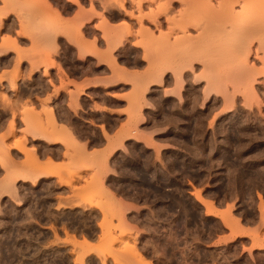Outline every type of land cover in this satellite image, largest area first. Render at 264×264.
Returning <instances> with one entry per match:
<instances>
[{"label":"rangeland","instance_id":"1","mask_svg":"<svg viewBox=\"0 0 264 264\" xmlns=\"http://www.w3.org/2000/svg\"><path fill=\"white\" fill-rule=\"evenodd\" d=\"M165 3L0 0L11 264H264V0ZM117 107L114 132L99 110Z\"/></svg>","mask_w":264,"mask_h":264},{"label":"bare ground","instance_id":"2","mask_svg":"<svg viewBox=\"0 0 264 264\" xmlns=\"http://www.w3.org/2000/svg\"><path fill=\"white\" fill-rule=\"evenodd\" d=\"M141 1V0H140ZM170 3L171 2V0H166V3H167V5H166V3L164 4V6L166 5V6H168V2ZM184 1V0H183ZM165 2V1H164ZM181 2V1H180ZM227 4H229V3H227ZM77 5V4H76ZM79 5V4H78ZM225 5V4H224ZM165 6V7H166ZM162 8H164L163 6H162ZM124 9V8H123ZM187 9V8H186ZM189 9V8H188ZM163 10V9H162ZM156 11V10H155ZM172 10H170V12H171ZM154 12V11H153ZM188 12V11H187ZM124 14V13H123ZM179 14V13H178ZM143 15V14H142ZM146 16V15H145ZM30 17V16H29ZM102 17V16H101ZM150 17V19H153V22H156L155 24L156 25H158L157 23V21L158 20H156V17L155 16H149ZM152 17V18H151ZM89 18V17H88ZM138 18V17H137ZM83 19H85V18H83ZM142 19V18H141ZM144 19V18H143ZM182 19V18H181ZM156 20V21H155ZM171 19H168L167 20V22H169L170 24H171ZM161 22V21H160ZM163 25H164V23H163ZM161 27V26H160ZM183 28V27H182ZM51 30V29H50ZM53 33V32H52ZM167 37H168V35H166ZM166 36H164V38H167ZM47 37V36H46ZM181 40V39H180ZM185 40H186V38H185ZM187 41V40H186ZM165 42V43H164ZM162 44H164L166 47H164V48H167L169 45L168 44H171V43H169V39L167 38V41H164ZM13 43V42H12ZM167 43V44H166ZM163 45V46H164ZM175 45H177V43H175L174 44V46L173 47H176ZM163 46H162V48H163ZM171 47V46H170ZM172 47V48H173ZM172 48H170V49H172ZM174 49V48H173ZM172 49V50H173ZM171 50V51H172ZM170 51V52H171ZM174 51V50H173ZM164 53V52H163ZM170 54V53H169ZM168 55V54H167ZM164 56H166V54L164 55ZM168 58V57H167ZM165 61H166V59H165ZM164 61V62H165ZM167 63V62H166ZM174 77V76H173ZM179 79V78H178ZM173 81H174V79H173ZM165 82V81H164ZM162 84V83H161ZM167 84V83H166ZM14 89V88H13ZM50 115H49V119L48 120H50V123L52 124V126L54 125H56V123L58 122L57 121V118H55L54 117V115H53V113H52V111L49 113ZM53 115V116H52ZM64 116V115H63ZM67 117V116H66ZM66 119H68V118H66ZM68 121V120H67ZM59 125V124H58ZM72 127V126H71ZM64 128V127H63ZM61 129V130H63L64 131V129ZM70 128V127H69ZM73 129V128H72ZM55 130V129H54ZM67 130V129H66ZM65 130V131H66ZM71 130V129H70ZM59 131V130H58ZM63 135V134H62ZM51 136V135H50ZM68 140V139H67ZM58 141V140H57ZM47 143H49V141L47 142ZM75 145H76V147L78 148H75V150L77 149L78 150V152H80L79 150H83L84 152H85V150H84V148H83V146L84 145H82V148H81V144L80 143H78L77 141H75ZM74 145V146H75ZM1 148H3V147H1ZM20 148V147H19ZM86 149V148H85ZM81 150V152H83ZM19 151L21 152V153H25V154H27V156L28 157H30L29 159L31 160V161H33V166H35V167H37V158H35L36 156H35V153L34 152H30V150H29V153H27L25 150H23V148L22 149H19ZM9 152V150H7V149H3L2 151H1V154L0 155H2V160H4V161H2V163L4 162V164L7 162V164H6V166L8 167V165L10 166L11 164L14 166V168L15 169H18L19 168V170H20V167L18 166V165H15V161L14 160H12L11 161V158H10V154L8 153ZM41 152V151H40ZM77 152V151H76ZM84 152H83V154H84ZM47 153V152H46ZM77 154V153H76ZM79 155H83V154H81V153H78ZM87 154V153H86ZM86 156V155H85ZM94 156V155H93ZM27 157V158H28ZM85 159V158H84ZM83 159V160H84ZM1 163V164H2ZM9 163V164H8ZM3 165V164H2ZM3 166H5V165H3ZM29 168V167H28ZM3 169H5V167L3 168ZM25 169V168H24ZM32 169V168H31ZM23 170V169H22ZM5 171V170H4ZM25 171V170H24ZM35 172H36V170H34ZM3 172V171H2ZM1 172V173H2ZM31 172V171H30ZM35 172H33L34 174H35ZM74 172V171H73ZM5 173H6V171H5ZM18 174V173H17ZM29 174V173H28ZM26 175L27 176V178L26 177H24L23 175H20V173L18 174V176L17 175H15L14 173L12 174L11 173V175L12 176H10V177H13V178H20V180L19 181H24L25 179H27V180H25V181H28L29 183H31V185L32 186H34L35 184H36V182H37V179L36 178H38V177H36V175H35V177H30L31 175L33 176V174H32V172H31V175L29 176V175ZM45 175H43V174H41V175H43V176H46L47 174L46 173H44ZM1 175V174H0ZM8 178H9V176L8 175H6ZM28 176L30 177V178H28ZM8 178H4L2 181H0V183L1 184H3V185H6L5 187H1V189H0V191H4L3 193H7L8 195H10L11 197H13V198H15V189H14V186L12 185L13 183H14V181L10 178V179H8ZM18 180V179H17ZM19 184V183H18ZM4 189V190H3ZM0 194H2L1 192H0ZM22 198H24V199H28V198H25V197H23L22 196ZM30 200V199H29ZM196 200L199 202V203H201L202 205H205V206H209V204L207 203V202H205L199 195H197V197H196ZM26 201V200H25ZM30 202V201H29ZM6 203V202H5ZM54 204V203H53ZM28 206V205H27ZM27 206H25V207H27ZM2 207V212L1 213H3L2 214V216L3 215H5V211H7V209L5 210V205H2L1 206ZM30 207V206H29ZM47 208V207H46ZM26 209V208H25ZM209 209H211L210 207H209ZM14 210V209H13ZM48 210V209H47ZM52 210V209H51ZM31 211V210H30ZM16 213V212H15ZM45 213V212H44ZM51 214V213H50ZM7 216H4V217H8L9 218V214H6ZM18 215V214H17ZM19 216H20V213H19ZM23 216V215H22ZM18 217V216H17ZM26 217V216H25ZM34 218H36V217H34ZM23 218L21 217V220H22ZM1 220H2V218H1ZM0 220V221H1ZM24 220V219H23ZM22 220V221H23ZM30 220V219H29ZM5 220L3 219V222H0V230L4 233V231H5V233H6V231H7V234H8V232L9 231H11V233L13 232V227H14V229H16V226H18L17 224H22V222L21 223H18L17 222V224H15L16 222H14L13 224H9V222H7V220L4 222ZM19 221V220H18ZM15 225V226H14ZM25 225V224H24ZM19 227H21V226H19ZM19 230H21V229H19ZM23 230V229H22ZM30 230V229H29ZM16 231V230H15ZM18 231V230H17ZM16 231V232H17ZM23 231H25V229L23 230ZM28 231V230H27ZM32 231V230H31ZM21 232V231H20ZM2 233V234H3ZM18 233V232H17ZM1 234V235H2ZM4 235V234H3ZM3 235H2V237H3ZM6 235H4V237H5ZM2 239V238H1ZM90 247V244L89 243H87V242H84V246H83V248H85V250L87 249V248H89ZM126 248V250L130 253V254H132V255H134V256H139V254H138V252H137V250H136V248L135 247H125ZM92 248L90 247L88 250H91ZM0 250H2L1 248H0ZM125 251V250H124ZM7 253V252H6ZM58 253V252H57ZM127 253V252H126ZM9 254V253H8ZM85 254V253H84ZM100 255H102V254H100ZM11 256V254L10 255H7V254H5L4 253V251L2 250V251H0V264H11L10 263V261L8 262V260H10L11 258H12V260L11 261H13V258L14 257H10ZM20 256V255H19ZM79 261V260H78ZM77 261V262H78ZM76 262V263H77ZM64 263V262H63ZM144 264L146 263V264H151L150 262H143ZM29 264H33L32 262L31 263H29ZM38 264V263H37ZM50 264H52V263H50ZM64 264H66V263H64ZM81 264V263H80Z\"/></svg>","mask_w":264,"mask_h":264},{"label":"crops","instance_id":"3","mask_svg":"<svg viewBox=\"0 0 264 264\" xmlns=\"http://www.w3.org/2000/svg\"><path fill=\"white\" fill-rule=\"evenodd\" d=\"M35 81H38V80H35ZM41 82H43V83H48L49 82V79H43V80H41ZM23 86V85H22ZM32 87H36V88H40V87H37L36 85H32ZM46 87V86H45ZM107 87V86H106ZM95 88L97 89V85L95 86ZM42 89V88H41ZM36 93H42L41 91H38V92H36ZM26 95H23L22 97H21V101L20 100H18V102L17 103H23V102H25V100L24 99H26V97H25ZM62 96L63 95H61V97H60V99H62ZM85 97H81V101H83L82 103H88V100L86 99V97L88 96V94L86 93L85 95H84ZM23 101V102H22ZM57 103H59L60 105L61 104H63V102H57ZM102 104H104V105H106L105 103H101V105ZM124 107V106H123ZM123 107H117V108H115V109H109V111H103V110H99V113H100V115H101V117H103V118H109V120L110 119H112L113 117V119L115 120V127L113 128V131L114 132H116L117 131V129H118V127H119V125L121 124V122H118V121H120V118H118L120 115H122V109H123ZM62 108V106H60V109ZM108 108V107H107ZM50 111V110H49ZM52 111V110H51ZM52 113H53V111H52ZM60 113L61 114H58V113H53V115H54V117L55 118H57V123H56V126L58 127V126H63V127H65L66 129L67 128H69L72 124H69V126L67 125L68 124V122L71 120V118H70V116H68V114L66 113V112H63V111H60ZM64 115V116H63ZM67 116V117H66ZM66 118H68V119H66ZM8 117H6V115H3L1 118H0V131H3V129H4V123H6V121H8ZM68 120V121H67ZM60 121L62 122V124L60 123ZM117 122V123H116ZM59 124V125H58ZM66 126H65V125ZM108 126L109 127H112V125H111V123L109 122V124H108ZM100 127V126H99ZM70 129H71V131H75L74 129H72L71 127H70ZM55 131H57V130H55ZM99 131H101V130H99ZM53 146V145H52ZM51 146V147H52ZM55 146H58V145H55ZM255 227V225H243L242 226V228L240 229V231H241V233H240V236L237 238V241H239V240H241L242 238H244V233H247L248 231H250L251 229H253ZM248 243H249V245H251L253 242L252 241H248ZM248 256V254H245V257H247ZM252 256L253 257H261V258H264V248H256L253 252H252Z\"/></svg>","mask_w":264,"mask_h":264},{"label":"flooded vegetation","instance_id":"4","mask_svg":"<svg viewBox=\"0 0 264 264\" xmlns=\"http://www.w3.org/2000/svg\"><path fill=\"white\" fill-rule=\"evenodd\" d=\"M37 90H38V88H36V87H31V91H36L37 92ZM35 92V93H36ZM33 100H34V96L33 97H31ZM18 102V100L16 101V103ZM2 109L0 108V111H1ZM4 115V113H2V112H0V118L2 117ZM23 195H26V194H23ZM27 198H29L30 196L28 195V196H26ZM30 198H32V197H30ZM32 231H34V230H32ZM3 239V238H2ZM54 264H56V263H54Z\"/></svg>","mask_w":264,"mask_h":264}]
</instances>
